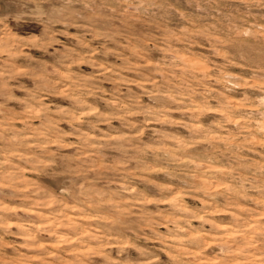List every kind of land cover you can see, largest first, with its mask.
Segmentation results:
<instances>
[{
	"label": "clouds",
	"instance_id": "9594fccd",
	"mask_svg": "<svg viewBox=\"0 0 264 264\" xmlns=\"http://www.w3.org/2000/svg\"><path fill=\"white\" fill-rule=\"evenodd\" d=\"M0 264H264V0H0Z\"/></svg>",
	"mask_w": 264,
	"mask_h": 264
}]
</instances>
